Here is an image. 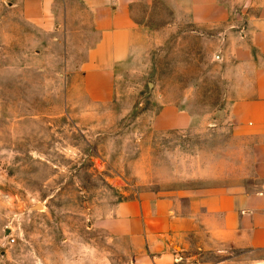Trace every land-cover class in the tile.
<instances>
[{
	"label": "rangeland",
	"instance_id": "374dc122",
	"mask_svg": "<svg viewBox=\"0 0 264 264\" xmlns=\"http://www.w3.org/2000/svg\"><path fill=\"white\" fill-rule=\"evenodd\" d=\"M255 4H227L219 23L214 2L137 4L130 54L97 104L69 82L93 39L76 0L52 3L60 26L47 30L0 0V264H138L144 242L106 227L117 202L245 176L244 148L216 123ZM166 105L192 125L155 129Z\"/></svg>",
	"mask_w": 264,
	"mask_h": 264
},
{
	"label": "crops",
	"instance_id": "0c3cea01",
	"mask_svg": "<svg viewBox=\"0 0 264 264\" xmlns=\"http://www.w3.org/2000/svg\"><path fill=\"white\" fill-rule=\"evenodd\" d=\"M54 1L20 0L22 18L46 30L58 28ZM152 1L76 0L87 14L84 31L93 39L68 77L78 80L85 102L112 99L116 72L133 45L132 12L137 4ZM237 1L184 0L216 3V23L227 17V4ZM254 1L256 13L247 22L244 44L232 46L228 89L216 123V133L228 128L244 148L246 174L239 181L229 174L212 187L145 193L117 202L106 227L144 242L146 253L136 258L138 264H264V0ZM193 122L167 105L152 118L157 130L187 128Z\"/></svg>",
	"mask_w": 264,
	"mask_h": 264
},
{
	"label": "water",
	"instance_id": "95a60500",
	"mask_svg": "<svg viewBox=\"0 0 264 264\" xmlns=\"http://www.w3.org/2000/svg\"><path fill=\"white\" fill-rule=\"evenodd\" d=\"M33 208H37V206H34Z\"/></svg>",
	"mask_w": 264,
	"mask_h": 264
},
{
	"label": "built area",
	"instance_id": "2783aa9c",
	"mask_svg": "<svg viewBox=\"0 0 264 264\" xmlns=\"http://www.w3.org/2000/svg\"><path fill=\"white\" fill-rule=\"evenodd\" d=\"M151 264H153V263H151Z\"/></svg>",
	"mask_w": 264,
	"mask_h": 264
}]
</instances>
